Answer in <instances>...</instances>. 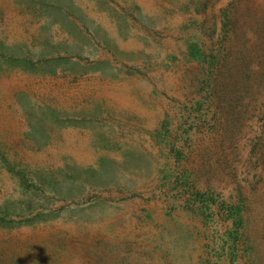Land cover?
Here are the masks:
<instances>
[{
	"label": "rangeland",
	"instance_id": "rangeland-1",
	"mask_svg": "<svg viewBox=\"0 0 264 264\" xmlns=\"http://www.w3.org/2000/svg\"><path fill=\"white\" fill-rule=\"evenodd\" d=\"M260 190L264 0H0V264H264Z\"/></svg>",
	"mask_w": 264,
	"mask_h": 264
},
{
	"label": "crops",
	"instance_id": "crops-1",
	"mask_svg": "<svg viewBox=\"0 0 264 264\" xmlns=\"http://www.w3.org/2000/svg\"><path fill=\"white\" fill-rule=\"evenodd\" d=\"M250 200H242V198H239V220L238 224L240 227V239L241 241L244 240V238H248L249 244L251 243L250 238H253V241L256 240V237L258 238V241L256 242V245L259 246V253H254V248L250 249L253 252H249V255L251 254L252 260L255 261L256 255L260 258L264 255L262 250L264 249V191L260 190L257 194L249 196ZM242 200V201H241ZM241 201V203H240ZM249 208V210H248ZM248 210V211H247ZM249 213V215H247ZM252 214V217L250 216ZM252 218V220H251ZM252 225L251 230L250 226ZM247 240V243H248ZM249 250V247H248ZM246 254H243L242 256H245ZM264 261V260H263ZM252 264V263H251Z\"/></svg>",
	"mask_w": 264,
	"mask_h": 264
}]
</instances>
